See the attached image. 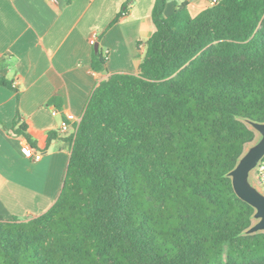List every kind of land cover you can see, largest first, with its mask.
Here are the masks:
<instances>
[{
	"label": "trees",
	"instance_id": "1",
	"mask_svg": "<svg viewBox=\"0 0 264 264\" xmlns=\"http://www.w3.org/2000/svg\"><path fill=\"white\" fill-rule=\"evenodd\" d=\"M212 1L192 16L155 0L139 71L93 91L56 202L0 217V264H264L227 175L256 136L242 119L264 121V0ZM106 63L94 47L92 68ZM11 131L28 137L19 117Z\"/></svg>",
	"mask_w": 264,
	"mask_h": 264
},
{
	"label": "crops",
	"instance_id": "2",
	"mask_svg": "<svg viewBox=\"0 0 264 264\" xmlns=\"http://www.w3.org/2000/svg\"><path fill=\"white\" fill-rule=\"evenodd\" d=\"M0 0V217H37L56 202L72 153L70 139L95 88L116 72L138 73L155 27V0ZM187 4L192 16L212 0H168L166 14ZM103 70L91 66L95 45ZM53 97L60 107L50 102ZM28 137L14 134L15 121ZM68 122L63 128L62 121ZM51 132L56 136L48 143ZM34 143V145L31 144ZM30 144L42 157L23 151Z\"/></svg>",
	"mask_w": 264,
	"mask_h": 264
},
{
	"label": "water",
	"instance_id": "3",
	"mask_svg": "<svg viewBox=\"0 0 264 264\" xmlns=\"http://www.w3.org/2000/svg\"><path fill=\"white\" fill-rule=\"evenodd\" d=\"M99 50V44L95 45ZM254 132H258V138L245 147L236 165L228 172L232 180L236 195L251 205L255 212L252 216V225L244 231V234L252 235L264 232V189L253 178L254 170L261 164L264 157V121L251 118L242 119Z\"/></svg>",
	"mask_w": 264,
	"mask_h": 264
},
{
	"label": "built area",
	"instance_id": "4",
	"mask_svg": "<svg viewBox=\"0 0 264 264\" xmlns=\"http://www.w3.org/2000/svg\"><path fill=\"white\" fill-rule=\"evenodd\" d=\"M214 2L215 1H212V4ZM89 41H90L91 45H95L96 44V36L92 35L90 37ZM62 126H63V128H67L69 126L68 122L66 120H63ZM23 151L26 153V155H28L29 157H33L35 160H40L42 157V153L40 151H34L33 147L28 143L23 145ZM258 169H259V177H258L259 183L264 189V166L259 165Z\"/></svg>",
	"mask_w": 264,
	"mask_h": 264
},
{
	"label": "rangeland",
	"instance_id": "5",
	"mask_svg": "<svg viewBox=\"0 0 264 264\" xmlns=\"http://www.w3.org/2000/svg\"><path fill=\"white\" fill-rule=\"evenodd\" d=\"M255 134H256L255 139H254L252 142L248 143V144L246 145V147H247L248 145L252 144V143L258 138V136H259L258 132H255ZM258 177H259V169H258V167H257V168L254 170V172H253V178L259 183V179H258ZM259 184H260V183H259Z\"/></svg>",
	"mask_w": 264,
	"mask_h": 264
}]
</instances>
